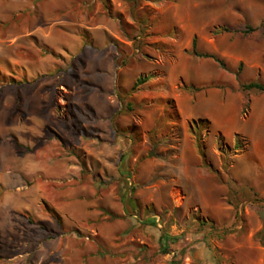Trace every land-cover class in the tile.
I'll return each instance as SVG.
<instances>
[{
  "label": "rangeland",
  "instance_id": "374dc122",
  "mask_svg": "<svg viewBox=\"0 0 264 264\" xmlns=\"http://www.w3.org/2000/svg\"><path fill=\"white\" fill-rule=\"evenodd\" d=\"M250 81L264 0H0V264H264Z\"/></svg>",
  "mask_w": 264,
  "mask_h": 264
},
{
  "label": "trees",
  "instance_id": "16d2710c",
  "mask_svg": "<svg viewBox=\"0 0 264 264\" xmlns=\"http://www.w3.org/2000/svg\"><path fill=\"white\" fill-rule=\"evenodd\" d=\"M228 30L229 29L227 27H221L217 31H228ZM193 52L196 55H198V56H204V57L212 58L215 61H217L219 64L223 65V61L219 57H217L216 55L210 54V53H200V52H198L195 49V42H193ZM146 79H147L146 77H138L136 79V81L134 82L132 88H135L136 86H138L139 84L144 82ZM241 87H242L243 90H252V89H254V90H257V91H260V92H264V84H262L261 82H258V81H250V82H247V83H242ZM197 128H198L197 126H193L192 125L191 126V131H192V133H193V135L195 137V143H196L197 150H198L200 156L204 159L203 145L200 142V135L198 133V129ZM255 200H260L261 202H263V207H264V200L257 199V198ZM206 222H208V220L202 221L201 225L208 224V227L210 228V231L215 230V225L213 224L212 221H210L209 223H206ZM222 231H223V232H221L222 234L228 232L226 229H223ZM217 236H219V235H217ZM173 240H174V237H172L168 233L161 234V236H160V247L162 248L161 250H162L163 253H168L169 252V249H170L169 245L171 244V242Z\"/></svg>",
  "mask_w": 264,
  "mask_h": 264
},
{
  "label": "crops",
  "instance_id": "0c3cea01",
  "mask_svg": "<svg viewBox=\"0 0 264 264\" xmlns=\"http://www.w3.org/2000/svg\"><path fill=\"white\" fill-rule=\"evenodd\" d=\"M248 264V263H247Z\"/></svg>",
  "mask_w": 264,
  "mask_h": 264
}]
</instances>
